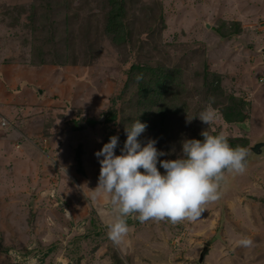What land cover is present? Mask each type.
I'll return each instance as SVG.
<instances>
[{"label": "rangeland", "instance_id": "rangeland-1", "mask_svg": "<svg viewBox=\"0 0 264 264\" xmlns=\"http://www.w3.org/2000/svg\"><path fill=\"white\" fill-rule=\"evenodd\" d=\"M108 3L0 0V264H264V149L223 173L194 221L130 215L117 243L110 198L93 199L94 153L118 136L120 155L136 119L160 160L204 131L264 143V0H123L127 40L104 33ZM147 67L160 70L140 81ZM160 73L171 86L143 100Z\"/></svg>", "mask_w": 264, "mask_h": 264}, {"label": "clouds", "instance_id": "clouds-1", "mask_svg": "<svg viewBox=\"0 0 264 264\" xmlns=\"http://www.w3.org/2000/svg\"><path fill=\"white\" fill-rule=\"evenodd\" d=\"M215 118L214 112L205 111L198 119L208 125ZM2 123H5L2 127L9 125ZM146 128V123L136 119L125 129L127 138L120 155L115 154L118 136H111L94 153L100 172L93 199L100 192L110 198L115 215L108 225V235L117 243L129 232L126 218L130 215H136L142 223L150 219L172 223L198 219L204 206L219 198L223 173L227 170L243 173L246 168L247 149L233 148L224 134L209 135L206 131L201 133L202 140H182L176 159L160 160L168 153L156 148V140L150 139L141 146L138 138ZM158 164L164 174L158 170ZM240 244L251 247L253 241L243 239Z\"/></svg>", "mask_w": 264, "mask_h": 264}, {"label": "trees", "instance_id": "trees-1", "mask_svg": "<svg viewBox=\"0 0 264 264\" xmlns=\"http://www.w3.org/2000/svg\"><path fill=\"white\" fill-rule=\"evenodd\" d=\"M109 3V14L107 15V22L105 24L104 27V33L106 34V36H121V38H125L126 40L129 39L130 37L128 36L129 33H131V28H129L128 26V17L125 14V9H123V0H108ZM68 17V16H66ZM215 30V29H214ZM145 35L143 34L141 39L144 40ZM129 37V38H128ZM123 39V40H125ZM134 70L138 69V68H133ZM158 68H153V69H149V67H147V69L143 70V74L141 75V72L139 73L140 77V81L145 80V77L148 76L150 73H156L159 72L160 69L156 70ZM139 70V69H138ZM148 71V73H146ZM154 75V74H153ZM2 76V75H1ZM3 77V76H2ZM4 79V77H3ZM172 77L171 75H164V74H159L158 76H156V87L155 89L149 87L146 88L144 87V83L140 82L139 85V94L142 97L143 100H147V101H152L151 99V95H154V97H160L164 94L163 91H165L167 88H169L171 86L172 83ZM4 82V81H3ZM17 93L21 92V86L19 89H17L16 91ZM152 97V98H154ZM234 114L229 113L226 115L225 119H230ZM114 119V117L106 120V122H111ZM264 143L260 142L258 144H256L255 146L251 147L250 149H247L248 152L252 149H254L255 147H262Z\"/></svg>", "mask_w": 264, "mask_h": 264}, {"label": "flooded vegetation", "instance_id": "flooded-vegetation-1", "mask_svg": "<svg viewBox=\"0 0 264 264\" xmlns=\"http://www.w3.org/2000/svg\"><path fill=\"white\" fill-rule=\"evenodd\" d=\"M261 149H264V144H263L262 147L260 146V147L257 149V152H256V153H260V152H261ZM252 150H253V149H252ZM252 150H250V152H248V154L253 153ZM254 154H255V153H254ZM247 158H248V155H247ZM30 254H31V256H32L33 253H30ZM30 254H29V255H30ZM38 258H39V255H38V254H37V255L35 254V259H38ZM38 261H39V260H38ZM39 264H40V262H39Z\"/></svg>", "mask_w": 264, "mask_h": 264}, {"label": "water", "instance_id": "water-1", "mask_svg": "<svg viewBox=\"0 0 264 264\" xmlns=\"http://www.w3.org/2000/svg\"><path fill=\"white\" fill-rule=\"evenodd\" d=\"M39 91V90H38ZM259 148V146L258 147H255L253 150H252V152L253 153H256L257 152V149ZM250 152V151H249ZM35 248V247H34ZM28 264H39V262L37 261V260H35V261H32V262H30V263H28ZM62 264V263H61Z\"/></svg>", "mask_w": 264, "mask_h": 264}, {"label": "built area", "instance_id": "built-area-1", "mask_svg": "<svg viewBox=\"0 0 264 264\" xmlns=\"http://www.w3.org/2000/svg\"><path fill=\"white\" fill-rule=\"evenodd\" d=\"M4 125H5V123L2 124V126H4Z\"/></svg>", "mask_w": 264, "mask_h": 264}, {"label": "crops", "instance_id": "crops-1", "mask_svg": "<svg viewBox=\"0 0 264 264\" xmlns=\"http://www.w3.org/2000/svg\"><path fill=\"white\" fill-rule=\"evenodd\" d=\"M256 210H258V207H257V209Z\"/></svg>", "mask_w": 264, "mask_h": 264}, {"label": "bare ground", "instance_id": "bare-ground-1", "mask_svg": "<svg viewBox=\"0 0 264 264\" xmlns=\"http://www.w3.org/2000/svg\"><path fill=\"white\" fill-rule=\"evenodd\" d=\"M212 256V255H211ZM210 257V256H209Z\"/></svg>", "mask_w": 264, "mask_h": 264}]
</instances>
